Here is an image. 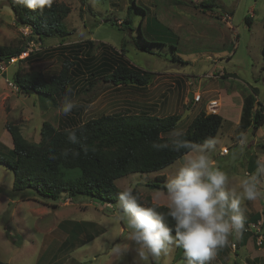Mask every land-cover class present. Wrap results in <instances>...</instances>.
Instances as JSON below:
<instances>
[{"label": "rangeland", "instance_id": "rangeland-1", "mask_svg": "<svg viewBox=\"0 0 264 264\" xmlns=\"http://www.w3.org/2000/svg\"><path fill=\"white\" fill-rule=\"evenodd\" d=\"M57 1L71 9L64 21L71 35L64 41L31 40L30 31L16 24L12 10L7 5L0 8V46L22 45L30 55V58L28 55L19 58L27 59L25 62L19 60L15 65H8L6 74L0 71V158H12L13 144L7 124L18 125L30 143L39 142L46 121L56 128L73 125L65 124L58 110L65 98L54 101L32 91L22 94L7 84V80L13 82L17 67L24 71H42L49 79L61 72L67 59L76 61L75 57L91 61L89 69H93L100 64L101 53L107 50L131 66L152 73L154 78L144 88L115 89L100 75L92 76L78 61L84 74H76L75 89L67 96L76 105L69 116L77 124L104 114L160 118L178 115L180 122L174 130L182 133L197 114L208 113L206 106L210 99L219 100L224 122L215 137V149L209 152L215 166L228 175L229 187L236 188L243 176L254 173L258 164H264V125L254 133L252 129L242 130L237 123L248 94L252 93L264 106V0H134L135 4L133 0ZM127 17L132 21V30L124 31ZM247 17L252 20L250 25ZM148 19L155 32L162 31L156 35L167 45L146 46L143 42L139 24L142 21L144 36L150 39L145 30ZM80 43L85 44L82 51L71 48ZM123 46L125 56L121 57L117 53ZM141 46L152 52H145ZM174 54L185 63L174 62ZM191 93L201 94L202 101L193 103L185 117ZM167 136L174 137L169 133ZM224 149L226 154L222 153ZM182 163L183 158L161 171L130 174L117 180L116 186L121 190L132 187L142 199L151 196L156 204L167 206L164 192L152 190L147 184L162 175L169 179ZM14 180L13 171L0 163L1 261L38 264L42 260L41 264H48L51 252L50 256L46 254L40 259L46 246L53 241L50 249L57 250L63 244L65 236L63 239L62 236L70 234L68 230L74 225L67 221H72L93 223L94 228L88 233L94 239H84L73 250L59 253L55 259L58 264H154L151 259L142 261L136 246L128 239L130 230L120 218L117 202L108 204L67 194H62L57 201L44 200L31 190L14 191ZM260 187L264 191V177ZM242 208L246 219L258 213L264 220V197L244 201ZM74 240L77 239L71 241ZM232 240L230 236L229 244L222 248L225 256H220L221 262L216 255L211 264H254L252 261L256 258L258 264H264V245L257 246L251 239L247 249L237 245L234 250ZM178 253L180 249L173 246L155 264H184V259H177Z\"/></svg>", "mask_w": 264, "mask_h": 264}, {"label": "trees", "instance_id": "trees-1", "mask_svg": "<svg viewBox=\"0 0 264 264\" xmlns=\"http://www.w3.org/2000/svg\"><path fill=\"white\" fill-rule=\"evenodd\" d=\"M134 4L135 1L133 0ZM7 5L13 12L14 20L20 27L30 31V39L44 41L46 39H60L64 41L71 35L65 19L71 9L67 5L53 0L50 9H45L43 14L31 12L28 9L20 8L12 3V0H0V8ZM206 5V3H203ZM208 5V3H207ZM143 19L146 12L143 9ZM248 25L252 20L246 18ZM114 23V22H113ZM117 25V24H116ZM124 31L132 30V21L126 19ZM145 30L150 39L145 38L142 21L139 24V32L143 42L147 45H167L160 36L162 31L155 32L151 21L148 19ZM87 44H90L88 42ZM144 44V45H145ZM85 44H76L73 49L82 51ZM141 46L145 52L152 51ZM125 46L121 48L118 56H125ZM173 48H177L174 44ZM26 52L25 46L15 43L9 46H0V64L8 67L12 58H19ZM264 59V49L262 50ZM27 58H30L28 55ZM76 61L82 62L86 70L91 71L92 76L100 75L107 83L114 86L133 85L145 87L149 85L154 76L152 73L143 72L127 62L109 53L107 50L101 53L100 64L95 71L89 69V60L84 61L75 57ZM27 59L20 60V63ZM69 61L63 64L61 72L49 79L42 71H24L17 67L13 75V82L22 94H42L53 98L54 101L66 98L75 89L76 74L83 75L79 62ZM173 61L185 63L174 54ZM19 63V64H20ZM77 66V67H76ZM94 71V72H93ZM193 102H189L186 109H192ZM180 116L171 115L164 118L149 115H127V114H104L98 118L77 124L73 118V125L70 127L56 128L50 122H44L40 132L38 143H30L26 140L18 125L7 124L6 129L12 138L13 148L11 159L0 158L2 163L14 173V191L31 190L44 200L60 199L62 194L70 197L84 196L108 204L118 201V193L122 191L116 186V181L134 173H151L161 171L184 157L188 149L173 151V141L176 137L167 136L177 127ZM224 119L221 115L208 114L201 111L195 116L188 128L182 132L184 137L193 145L203 144L207 138H214L222 128ZM264 125V106L251 93L244 97V105L239 126L246 131L252 129L256 133ZM75 131L78 142L73 144L68 140V133ZM153 143L167 144L168 148L155 150ZM67 151V155L64 153ZM55 157L52 159L51 157ZM167 180L165 175L159 176L155 182L147 184L152 190L164 192V184ZM135 194H138L134 190ZM139 200L145 206H158L159 210L165 211L166 206L156 204L151 196ZM260 214L252 215L246 222H257ZM76 225L71 230L69 242L72 238L77 239L84 232L94 228L93 223H72ZM166 222L170 227L174 225L171 219ZM73 233H77L74 236ZM250 234H242L239 245H245ZM94 235L87 237L92 241ZM80 243V242H79ZM82 243V242H81ZM177 259H184L183 250L177 255ZM0 264H11L0 260ZM258 264V263H257Z\"/></svg>", "mask_w": 264, "mask_h": 264}, {"label": "clouds", "instance_id": "clouds-1", "mask_svg": "<svg viewBox=\"0 0 264 264\" xmlns=\"http://www.w3.org/2000/svg\"><path fill=\"white\" fill-rule=\"evenodd\" d=\"M12 3L43 14L52 7L53 0H12ZM74 107L75 103L66 97L58 110L68 116ZM169 135L176 137L173 151H188L174 175L165 181L166 210L145 206L134 189L127 187L118 193L120 218L126 222L130 230L128 239L136 246L142 261L151 259L155 264L175 246L183 250L184 264H211L217 251L229 244L230 236H240L246 230L243 202L264 197L260 187L264 164H258L254 173L243 176L238 186L231 188L228 175L215 166L209 152L215 149L214 138L193 145L178 130ZM67 138L73 144L78 142L75 131L69 132ZM153 148L163 150L168 145L153 143ZM166 217L174 222L172 227Z\"/></svg>", "mask_w": 264, "mask_h": 264}, {"label": "built area", "instance_id": "built-area-1", "mask_svg": "<svg viewBox=\"0 0 264 264\" xmlns=\"http://www.w3.org/2000/svg\"><path fill=\"white\" fill-rule=\"evenodd\" d=\"M28 52H24L22 53V55L19 58H24L27 57ZM19 58H12L10 59L8 65H15L20 59ZM6 66L3 64H0V71L2 73H5L6 71ZM7 84L10 87H14L16 89L17 86L13 83L7 80ZM202 101V95L199 93H194L193 94V103H200ZM220 109H221V104L219 103V100H210L207 104V112L208 114H219L220 113ZM226 149H224L222 151L223 154H226ZM263 224H264V220L263 219H259L257 222L254 221H250V222H246V230L243 232L244 234H250L251 237L255 240V243L257 246H262L264 245V228H263ZM236 237L238 238V240H236ZM240 236H236L235 234L232 235V241H234L231 244V247L235 250L237 248V245H239L240 243Z\"/></svg>", "mask_w": 264, "mask_h": 264}, {"label": "crops", "instance_id": "crops-1", "mask_svg": "<svg viewBox=\"0 0 264 264\" xmlns=\"http://www.w3.org/2000/svg\"><path fill=\"white\" fill-rule=\"evenodd\" d=\"M17 66H18V64H17ZM6 74V73H5ZM114 86V85H113ZM124 86H128V87H132V88H134V89H136V88H138V87H135V86H133V85H124ZM122 86H115V89H117V88H121ZM146 87V86H145ZM140 88H144V87H140ZM190 95V94H189ZM210 100H212V99H210ZM221 103V102H220ZM221 108H222V105H221ZM206 109H207V106H206ZM220 111H221V109H220ZM221 113V112H220ZM219 113V115H221ZM118 114V113H117ZM240 115H241V110H240ZM240 115H239V117H238V120H237V123H239L240 122ZM64 118H65V120H66V122H64L65 124H67V123H71V124H73V117L72 116H64ZM64 127V126H63ZM66 128V127H65ZM7 138V137H6ZM12 148H13V146H12ZM70 222H72V221H70ZM76 228V225H73V226H71L70 227V230H68V231H71V230H74ZM85 234V235H84ZM90 235V233H88V232H84L83 234H81L80 235V237L79 238H77V240H74L70 245L68 244V242H69V237H68V235H63L62 236V239H63V237L65 236V238H64V240H63V244L60 246V247H58V249L56 250H54V249H50V243H52L53 241H51V242H49V244L46 246V250H45V253L42 255V257L40 258V259H43L44 257H45V255L47 254V256L50 254V252H51V254H52V256H50V260H49V262H48V264H58L59 263V261L57 262V260L55 261V259H56V257H57V255L60 253H64V252H69V251H71V249L73 250L77 245H79V244H81V242H83V240L85 239L86 241H88L87 240V237ZM93 235V234H92ZM251 239H253L252 237H250V238H248L247 239V241H246V243H245V245H242L241 247H243V248H246L247 249V247L250 245V240ZM80 242V243H79ZM66 243L68 244V246H65L66 245ZM59 254V255H60ZM220 256H221V258H222V256H225V253H224V251H222V249H219L218 251H217V257H216V259L219 261V262H221V258H220ZM42 261V260H41ZM40 261V262H41ZM66 261V260H65ZM40 262H38V264H41ZM254 264H257L258 262H259V260L256 258V259H254L253 261H252ZM66 264H67V262H66ZM72 264H75L74 262L72 263Z\"/></svg>", "mask_w": 264, "mask_h": 264}, {"label": "water", "instance_id": "water-1", "mask_svg": "<svg viewBox=\"0 0 264 264\" xmlns=\"http://www.w3.org/2000/svg\"><path fill=\"white\" fill-rule=\"evenodd\" d=\"M132 4H134V2H132ZM192 4H193V3H192ZM193 5H194V4H193ZM30 93H32V92L29 91V94H30ZM188 99H189L190 102H192V100H193V94H192V93L189 95V98H188ZM186 112H187V113L184 115L185 117H186V115L190 112V109H186ZM179 119H180V118H179ZM179 122H180V120L177 121V124H178Z\"/></svg>", "mask_w": 264, "mask_h": 264}]
</instances>
